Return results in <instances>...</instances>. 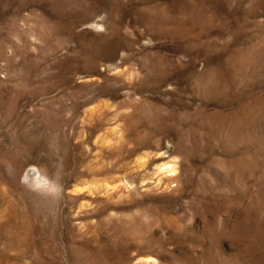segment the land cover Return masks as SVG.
<instances>
[{
  "label": "rangeland",
  "instance_id": "374dc122",
  "mask_svg": "<svg viewBox=\"0 0 264 264\" xmlns=\"http://www.w3.org/2000/svg\"><path fill=\"white\" fill-rule=\"evenodd\" d=\"M0 264H264V0H0Z\"/></svg>",
  "mask_w": 264,
  "mask_h": 264
},
{
  "label": "bare ground",
  "instance_id": "6f19581e",
  "mask_svg": "<svg viewBox=\"0 0 264 264\" xmlns=\"http://www.w3.org/2000/svg\"><path fill=\"white\" fill-rule=\"evenodd\" d=\"M29 178V176H28V174H26V179H28ZM25 181H27V180H25Z\"/></svg>",
  "mask_w": 264,
  "mask_h": 264
}]
</instances>
